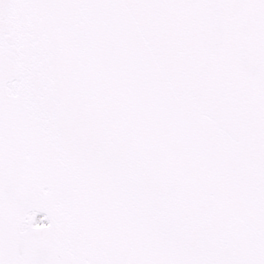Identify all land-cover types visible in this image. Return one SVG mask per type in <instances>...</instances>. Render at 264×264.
I'll list each match as a JSON object with an SVG mask.
<instances>
[{
    "label": "snow or ice",
    "instance_id": "snow-or-ice-1",
    "mask_svg": "<svg viewBox=\"0 0 264 264\" xmlns=\"http://www.w3.org/2000/svg\"><path fill=\"white\" fill-rule=\"evenodd\" d=\"M0 264H264V0H0Z\"/></svg>",
    "mask_w": 264,
    "mask_h": 264
}]
</instances>
